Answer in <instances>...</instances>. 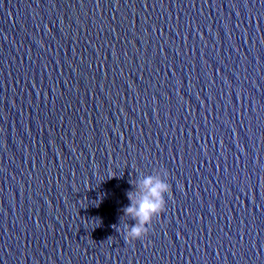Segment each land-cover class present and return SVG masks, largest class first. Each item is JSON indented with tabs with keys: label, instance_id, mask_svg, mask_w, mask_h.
I'll use <instances>...</instances> for the list:
<instances>
[{
	"label": "water",
	"instance_id": "95a60500",
	"mask_svg": "<svg viewBox=\"0 0 264 264\" xmlns=\"http://www.w3.org/2000/svg\"><path fill=\"white\" fill-rule=\"evenodd\" d=\"M0 264H264V0H0Z\"/></svg>",
	"mask_w": 264,
	"mask_h": 264
},
{
	"label": "clouds",
	"instance_id": "9594fccd",
	"mask_svg": "<svg viewBox=\"0 0 264 264\" xmlns=\"http://www.w3.org/2000/svg\"><path fill=\"white\" fill-rule=\"evenodd\" d=\"M138 187L139 196L128 193L132 203L124 209L125 215L136 221L135 225L128 226L127 241L141 240L148 235L153 219L165 211V196L171 191V185L162 176H145Z\"/></svg>",
	"mask_w": 264,
	"mask_h": 264
}]
</instances>
